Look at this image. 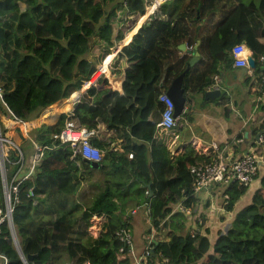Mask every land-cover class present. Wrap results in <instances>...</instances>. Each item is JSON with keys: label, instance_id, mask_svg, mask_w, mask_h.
<instances>
[{"label": "trees", "instance_id": "obj_1", "mask_svg": "<svg viewBox=\"0 0 264 264\" xmlns=\"http://www.w3.org/2000/svg\"><path fill=\"white\" fill-rule=\"evenodd\" d=\"M154 1L0 0L1 101L12 116L24 122L85 86L73 99L67 117L75 126L87 130L103 126L105 131H116L121 151L109 149L105 139L110 140L111 135L104 139L91 137L89 142L101 154L96 169L110 165L138 184L135 194L147 204L146 233H155L146 264H198L201 259L203 264H264V175L249 202L234 213L223 231H217L210 246L205 217L195 210L197 198L189 167L210 161L214 152L170 153L167 148L178 127L158 133L150 119L154 110H161L158 93L165 92L191 57L178 49L181 43L197 50L199 62L184 74L182 89L188 100L187 112L181 113L179 122L190 120L193 99L187 93L203 95L219 63L231 66L229 48L234 43L243 41L249 47L254 77L248 80L255 92H260L256 76L262 65L259 57L264 55V0H199L196 5L191 0H163L130 41L116 54L111 53L113 42L122 38L119 32L112 37V24H124L129 18L134 22ZM224 6L230 8L211 34L198 36L197 30L190 33L188 21L210 17ZM215 38L221 41L218 51L210 49ZM111 56L109 73L120 81L121 95L108 93L103 73L90 81L97 68L106 72ZM121 62H125L124 67ZM160 80L162 88L158 87ZM216 101L223 105L225 96L219 95ZM66 115L61 113L53 124H43L30 132V139L46 148L32 173L17 181L16 201L10 212L15 240L26 264H62L64 259L67 264H126L127 258L117 259V252L121 247L126 253L128 247L116 233L121 229L130 231V211L136 201L122 202L110 209L105 182L94 183L88 197L78 199L77 186L90 170L96 169L78 155L70 159L69 147L52 139L62 129ZM12 125L6 132H14L15 127L22 129L19 124ZM241 136L239 133L236 139ZM255 142V153L261 154L264 139ZM220 148L221 145L217 147ZM16 156L14 150L9 151V161ZM4 169L9 177L15 165L4 163ZM124 183L117 182L112 187L124 189ZM246 187L237 182L225 186L223 191L229 198L223 204L225 211L232 210ZM177 203L189 212L173 210ZM100 215L104 218L100 232L92 237L87 230L90 219ZM159 236L167 240H159ZM0 256L5 264H24L5 221L0 223Z\"/></svg>", "mask_w": 264, "mask_h": 264}, {"label": "crops", "instance_id": "obj_2", "mask_svg": "<svg viewBox=\"0 0 264 264\" xmlns=\"http://www.w3.org/2000/svg\"><path fill=\"white\" fill-rule=\"evenodd\" d=\"M155 1L150 7L145 6L143 14L136 18L134 22L131 21L132 18H129L125 20L124 24L123 22L118 21H115V23L112 24V37H114L115 34L119 32L122 33V38L116 42H113V45L110 48L111 53L114 52L115 48L118 47L119 49L121 46L130 41L131 37L137 32L147 15L157 4L161 3L163 0L156 4ZM183 1L185 3V0ZM198 1L199 0H191L192 4L194 5H196L195 3ZM227 2H230V0ZM234 2L236 3V0ZM230 6H224L219 10H216L215 13L210 17H202L201 19H198L197 22L188 21L187 24L190 25V33H194L197 30V33L199 34L198 36L211 34L215 25L222 19L223 14L230 8ZM225 32L227 31L225 30ZM240 42L245 44L243 41ZM181 44L185 46V50H190L197 53V60L194 61V63H198L197 50L193 47L191 48L190 46L186 47L185 43ZM219 47H221V41L215 38L211 48H209L211 50L218 51ZM246 47L249 49L247 45ZM93 50L97 51L96 48ZM89 55L90 54H88V56ZM190 55L192 56V53ZM113 56H111L109 60H111ZM260 56L264 57V55ZM89 60H92V57H90ZM202 61H204V58ZM259 61L262 63V65L260 64L261 70L256 76L259 77L258 83H260L261 86L259 93L255 92V87L251 86L250 81L248 80L250 77H254L253 68L234 67L232 64L230 67H226L222 65L223 62L219 63L218 71L215 74V76L220 79L218 82L220 95L223 94L225 96L223 105L217 103L216 99L218 97L205 99L200 93H187V95L193 99L190 106V120L188 121L183 119L181 122L177 121L178 130L175 132L176 138L174 141H170V144L167 148L170 153L181 154L185 150H192L195 153L208 154L214 146L217 148L220 145L221 148L224 147L225 152L232 157H238V155H243L250 150L255 151V135L259 134L258 141H262L264 139V78H262V74L264 73V61L260 60V58ZM121 63L123 66V62ZM103 72L104 71H102V73ZM103 76L109 84L108 93L121 95L122 91L120 88V81L115 80L114 75H110L109 69L106 73H103ZM84 89L85 86L80 89L79 94ZM72 101L73 100L68 98L61 99L60 102H56L52 106L50 105L45 107L38 113L32 115L28 121H21L20 124H22L23 129L19 131L22 132V136H24V138L28 141L24 142L26 143L24 144L22 143L23 138H20L21 142H18L17 145L22 149L25 158L31 155L33 151L32 139H30V133L27 135L28 131H31L32 129L43 124H53L59 114L65 113V111H71ZM187 101L188 100H186L184 105L183 112H187ZM224 106L227 110L226 114H224ZM159 116L160 111L154 110L150 115V119L156 124ZM100 130L103 131V133H100ZM104 131L105 130L103 126L99 127L93 137H100L104 139V137L111 135L110 140L107 138L105 139L108 143L109 149L121 151L122 147L120 145L116 131L114 129L107 130L105 132ZM239 133L242 136L237 140L236 137ZM227 141H231V143L228 144ZM233 149L235 150L233 151ZM236 150L240 151V154L237 153ZM256 155L264 157V150L261 154ZM25 164H27V162ZM111 167L112 166L110 165H106L105 169L90 170L89 176L77 186L75 195L77 196L79 190H82V188H88L86 190L88 191L94 183L105 182L107 183L108 191L106 200L110 205V209L117 208L122 202L130 200L136 201L134 209L130 211L129 219L131 248L127 253L119 257L127 258V263L131 264L133 259L141 254L146 243V237L149 234L146 233L149 226L144 222L147 215V204L140 202L135 194V189L138 187V184H135L134 180L128 178L123 173L120 174L117 170H114ZM262 175H264V163L258 166L256 175L247 185L244 193L241 194L233 203L231 211H225L223 208L222 201L223 194L225 193L223 191L225 188L224 186H208L196 194L197 203L195 210L197 213H201L205 217L204 227L209 228L208 238L210 246H212L214 240L217 237V231H223V229L230 223L234 213L249 202L253 191L259 186V178ZM123 181L125 182L124 189H115L112 187V184ZM221 216H223V220L220 219ZM100 217L101 219L93 217L90 219L88 231L92 237H96L100 232V226L104 220L103 216L100 215ZM159 240H167V238L166 236H159ZM66 263L67 261L64 259L62 264ZM0 264H2L1 256ZM200 264H203V262Z\"/></svg>", "mask_w": 264, "mask_h": 264}, {"label": "built area", "instance_id": "obj_3", "mask_svg": "<svg viewBox=\"0 0 264 264\" xmlns=\"http://www.w3.org/2000/svg\"><path fill=\"white\" fill-rule=\"evenodd\" d=\"M250 54L251 53L249 49L245 44L241 42L234 43L229 48V56L232 60L231 64L234 67L248 68L247 57ZM259 58L260 60L264 61V57L260 56ZM262 78H264V73L262 74ZM219 80L220 79L214 75L212 78V82L207 86V88L219 89ZM76 93H79V91L74 92L71 96ZM68 99H70V97ZM157 101L161 104V110L159 119L155 124L156 130L158 132H161L169 129H174L177 126L178 117L172 116L173 104L171 100L166 95V93L162 91L158 93ZM0 103L4 106V103H2L1 101V91ZM5 109L6 113L4 112V114L8 113L7 115L9 116L6 117V121L8 123L6 124L3 121L2 128L0 127V223L5 221L9 227L11 205L13 201H16L15 194L17 192V181H19V179L25 178L32 173L34 165L40 160L43 150L46 147L37 145L32 141L33 151L31 155L25 158L22 149L3 133L4 129H6V131L9 129L11 123H21V121L17 120L14 116L11 115L6 107ZM65 113H67V115L66 119L64 120L63 127L59 132L52 135V139L58 141L60 144H66L69 147L71 152V154L69 155L70 159L78 155L86 160H91L99 163L101 154L97 147L93 146L89 142V139L95 135L96 130H87L83 127L75 126L73 121L67 117L69 116V111H65ZM175 138L176 135L173 136L172 140L174 141ZM11 150H14L17 155L16 159L13 161H9L8 159V153ZM212 150L214 154L210 161L201 165H192L189 167V172L193 176L192 191L195 194L207 188L208 186L221 185L225 187L229 182H237L241 185H248L252 181L253 176L258 169V166L264 163V157L256 155L255 151L253 150L244 153L240 157H232L225 152L224 147L217 149L216 146H214ZM127 156L128 158H130L131 153H129ZM26 162L27 164H25ZM4 163L15 165V169L9 177H7L6 175ZM226 201H228V195L224 193L222 204L227 203ZM173 210H179L185 214L189 212L187 208L182 207L179 203L175 204ZM93 218L101 219L100 216ZM144 222L149 226L147 215ZM116 234L119 241L126 245L129 251L131 248L130 232H126L121 229L117 231ZM154 234L155 233L152 230L149 232L148 236L146 237V243L141 254L135 257L131 264H146L145 258L150 253L149 243ZM124 254V250L119 247L117 252V259H121L119 257ZM2 264H5L4 259H2Z\"/></svg>", "mask_w": 264, "mask_h": 264}, {"label": "water", "instance_id": "obj_4", "mask_svg": "<svg viewBox=\"0 0 264 264\" xmlns=\"http://www.w3.org/2000/svg\"><path fill=\"white\" fill-rule=\"evenodd\" d=\"M161 1L162 0H156L155 4L159 3ZM178 49L181 50V51H185L186 53H190V54L192 53V56L188 60L187 65L185 66V68L171 80L170 84L165 89L166 95L169 97V99L171 100V102L173 104V111H172V116L173 117H179L181 115V113L183 112L184 105L186 103V96L183 94L182 80H183L184 74L187 72L189 67L192 66L194 61L197 60V53L193 52V51H190V50H185V46L183 44H180L178 46ZM115 50H119L118 47L115 48ZM247 65H248V68H253L254 67V59H253V57L251 55H249L247 57ZM124 66H125V62H123V66L122 67H124ZM158 87L162 88L161 80L158 82ZM78 94L79 93L74 94L73 96L70 97V99L73 100ZM219 95H220V90L219 89H209V90L206 89V91L203 92V97L205 99H207V98H215V97H218ZM133 99H132V102H133ZM57 102H60V100L57 101ZM52 105H54V104H52ZM52 122H50V123H52ZM258 137H259V134H256L255 135V140H257ZM82 161L87 163L92 169H96L99 166V164L97 162H94V161H91V160H86V159L82 158ZM146 188L149 189V183L146 184ZM149 194H150V191H149ZM9 230H10V234H11L12 243H13L16 251L18 252L20 258L22 259V261L24 262V264H26V261L22 257V254H21V251L19 249V246H18V244H17V242L15 240L14 231H13L12 224H11V219H10V222H9ZM27 259H31V256H28Z\"/></svg>", "mask_w": 264, "mask_h": 264}, {"label": "rangeland", "instance_id": "obj_5", "mask_svg": "<svg viewBox=\"0 0 264 264\" xmlns=\"http://www.w3.org/2000/svg\"><path fill=\"white\" fill-rule=\"evenodd\" d=\"M88 54L89 53H85V57L86 58H90L89 56H88ZM104 59V58H103ZM109 62H110V60L108 61V63H107V70L109 69L108 68V66H109ZM101 64H103V62H101ZM98 66H100V65H98ZM110 66H111V64H110ZM111 69V68H110ZM109 69V70H110ZM107 70H106V72H107ZM105 72V73H106ZM101 72H100V70H99V68H97V71H95L93 74H92V76H91V78H90V81L91 80H93L95 77H97L99 74H100ZM104 73V72H103ZM3 105H1V103H0V127L2 128V122L4 121V123H8L7 121H6V117L7 116H9V115H7V114H4V111H3ZM13 123H11V126L10 127H12V126H14V125H12ZM19 126L23 129V127H22V125H20L19 124ZM9 127V128H10ZM1 128H0V130H1ZM15 131L13 132V131H9V132H6V129H4V134L7 136V137H9L10 139H11V141H13L14 143H16V144H18V142H21V139H22V143H24V142H27L28 140L27 139H25L24 138V136H22V132L21 131H19V130H21L19 127H15V129H14ZM29 130H31V129H29ZM31 131H28V134L27 135H29V133H30ZM1 133H2V131H1ZM10 133H12V134H10ZM21 138V139H20ZM24 144H26V143H24ZM19 145H20V143H19ZM26 150V149H25ZM88 189V188H87ZM86 188H82V190H79V193L77 194V197H78V199H81V200H85V198L86 197H88V192H89V190L91 189H89L88 191H86L87 190ZM84 190V191H83ZM87 192V193H86ZM88 230V229H87ZM202 262V259L198 262V264H200Z\"/></svg>", "mask_w": 264, "mask_h": 264}, {"label": "clouds", "instance_id": "obj_6", "mask_svg": "<svg viewBox=\"0 0 264 264\" xmlns=\"http://www.w3.org/2000/svg\"><path fill=\"white\" fill-rule=\"evenodd\" d=\"M117 51H118V50H117ZM115 52H116V50L114 49V53H115ZM116 53H117V52H116ZM116 53H115V54H116ZM115 54H114V55H115ZM250 55H251V54H250ZM100 72L102 73V71H100ZM79 91H80V90H79ZM70 97H71V96H70ZM94 217H95V216H94ZM97 217H98V216H97ZM89 226H90V225H89ZM89 226H88V227H89Z\"/></svg>", "mask_w": 264, "mask_h": 264}, {"label": "bare ground", "instance_id": "obj_7", "mask_svg": "<svg viewBox=\"0 0 264 264\" xmlns=\"http://www.w3.org/2000/svg\"><path fill=\"white\" fill-rule=\"evenodd\" d=\"M20 125H22V124H20Z\"/></svg>", "mask_w": 264, "mask_h": 264}]
</instances>
